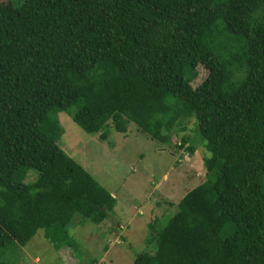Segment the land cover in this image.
Listing matches in <instances>:
<instances>
[{
  "label": "trees",
  "instance_id": "1",
  "mask_svg": "<svg viewBox=\"0 0 264 264\" xmlns=\"http://www.w3.org/2000/svg\"><path fill=\"white\" fill-rule=\"evenodd\" d=\"M73 105L100 140L132 122L170 144L194 118L210 152L134 264H264V0H0V264L40 228L71 245L74 215L100 224L116 204L57 143Z\"/></svg>",
  "mask_w": 264,
  "mask_h": 264
},
{
  "label": "rangeland",
  "instance_id": "2",
  "mask_svg": "<svg viewBox=\"0 0 264 264\" xmlns=\"http://www.w3.org/2000/svg\"><path fill=\"white\" fill-rule=\"evenodd\" d=\"M20 1L1 0L6 7ZM197 69L194 87L207 74L203 65ZM75 109L73 105L57 113L61 126L57 143L115 197L116 204L100 224L72 217L66 255L56 251L40 228L24 246L5 251L2 260L8 264H134L137 253L153 251L157 231L176 211L177 202L205 179L204 159L210 152L201 143L194 118L183 121L184 131H173L170 144L150 138L132 122L126 133L110 128L108 139L100 140L98 133L85 132L71 118ZM8 132L6 127L2 134ZM189 145L195 147L192 154ZM35 175L30 171L26 180ZM155 218L158 226L151 236L148 224Z\"/></svg>",
  "mask_w": 264,
  "mask_h": 264
},
{
  "label": "crops",
  "instance_id": "3",
  "mask_svg": "<svg viewBox=\"0 0 264 264\" xmlns=\"http://www.w3.org/2000/svg\"><path fill=\"white\" fill-rule=\"evenodd\" d=\"M126 208L128 209V210H131V206L130 205H128V206H126ZM63 247H65V246H63ZM63 247H61L60 249H56V251H63L64 252V254L66 255V247L65 248H63ZM65 257V256H64ZM39 257L38 256H36L35 258H34V260L35 259H37V261H39V259H38Z\"/></svg>",
  "mask_w": 264,
  "mask_h": 264
}]
</instances>
